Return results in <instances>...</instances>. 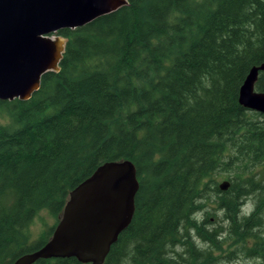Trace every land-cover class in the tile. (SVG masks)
Returning <instances> with one entry per match:
<instances>
[{
  "label": "trees",
  "instance_id": "obj_1",
  "mask_svg": "<svg viewBox=\"0 0 264 264\" xmlns=\"http://www.w3.org/2000/svg\"><path fill=\"white\" fill-rule=\"evenodd\" d=\"M55 36L59 70L29 99L0 101V264L44 246L70 191L123 160L134 214L102 264H264V114L238 102L264 63V0H127ZM42 210L55 222L30 242ZM232 243L240 256L221 253Z\"/></svg>",
  "mask_w": 264,
  "mask_h": 264
},
{
  "label": "water",
  "instance_id": "obj_2",
  "mask_svg": "<svg viewBox=\"0 0 264 264\" xmlns=\"http://www.w3.org/2000/svg\"><path fill=\"white\" fill-rule=\"evenodd\" d=\"M127 0H0V101L27 100L41 77L57 72L66 40L63 29L80 28L125 6ZM264 63L252 67L239 88L238 102L264 114V93L255 91ZM227 181L219 184L225 191ZM139 184L128 160L106 162L72 191L47 243L12 264L75 258L102 264L110 247L130 224Z\"/></svg>",
  "mask_w": 264,
  "mask_h": 264
},
{
  "label": "rangeland",
  "instance_id": "obj_3",
  "mask_svg": "<svg viewBox=\"0 0 264 264\" xmlns=\"http://www.w3.org/2000/svg\"><path fill=\"white\" fill-rule=\"evenodd\" d=\"M8 121V119L6 118V116L0 112V124H4ZM228 177L227 176H222V177H218L217 178V183L220 184L223 181H227L228 182ZM245 210L247 212H249L252 208V205L250 202H248V204L244 207ZM214 218L211 219V222H213ZM54 219L51 218L48 213L45 210L40 211L36 217L34 218V220L32 221V223L28 226L26 233L28 235L29 241H35L37 239V237L40 235L41 231L45 228V227H51L54 224ZM235 249H237V247L234 246V244H230L229 246L226 245V247H224V250H222L223 252L221 253H227L228 251H234ZM235 253L234 256L232 257H236V256H240L239 251H234ZM217 255H219L218 252H216ZM255 260L251 259V260H241L238 259L232 263H228L226 262V264H255Z\"/></svg>",
  "mask_w": 264,
  "mask_h": 264
}]
</instances>
